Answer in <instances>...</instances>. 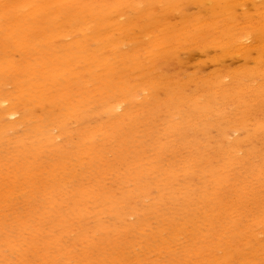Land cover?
I'll return each instance as SVG.
<instances>
[{"label":"rangeland","instance_id":"obj_1","mask_svg":"<svg viewBox=\"0 0 264 264\" xmlns=\"http://www.w3.org/2000/svg\"><path fill=\"white\" fill-rule=\"evenodd\" d=\"M86 1L0 0V264H264V96L261 97L264 75L263 79L261 72L251 75L255 80L251 83L255 89L251 91L250 80L245 76L252 77L243 72L259 65L256 70L264 72V68L261 69L264 52H261L263 55L260 53L264 51V40L259 38L261 44L256 38L262 49L253 42L260 32H252L254 37L245 36L243 49L235 45L227 51L223 46L225 54L217 45V42L221 43L219 28H212L207 33L208 28L198 26L203 21L209 23L206 4L200 8L194 0ZM255 1L257 4L253 5ZM240 4L234 9L237 20L246 19L244 14L251 17H247L251 21L243 20L240 25L253 23L250 25L252 30L259 31L255 27L256 21L264 19L261 15L264 0H241ZM259 5L261 7L256 9ZM200 16L203 21L199 20ZM195 24L206 30H195ZM251 28L246 30L251 32ZM213 29L218 30H215L218 40ZM93 33L98 35L96 38L101 35L102 41L98 38L96 43H90ZM201 33L204 36L199 38L203 42L206 39L203 44H199L201 39H196ZM190 35H195L194 39ZM104 37L107 43L111 41L109 46ZM213 38L217 44L212 42ZM252 47L260 49L255 52L261 57ZM244 48L252 60L245 56ZM248 48L252 49L248 51ZM241 49L244 55L240 53ZM234 52L240 54L235 56ZM91 54L97 58H91ZM125 54L128 56L124 57ZM133 54L139 57L135 58ZM252 56H256L254 60L258 59L255 63L263 61L262 65L252 67ZM103 59L107 65L101 63ZM109 65L115 72L108 68ZM237 68L239 73H244L241 74L244 84L250 87H245L238 79ZM217 73H220L218 78L221 77L223 88L234 83L237 86L224 89H231V92L238 88L234 94L231 92L232 98L228 97L230 92L223 90L220 94L228 93L227 97H216V92H220L217 88L221 90L222 87L216 84ZM236 74L237 79L233 77ZM211 76L217 79L209 78V82L207 79ZM208 85L212 88L204 90ZM238 85L246 88L242 89L243 93ZM133 90L137 92L132 93ZM208 92H214V95L211 97ZM237 92L244 94L243 97ZM119 94L126 95L120 97ZM127 95L130 99H126ZM210 97L215 98L212 103L216 105H210L211 108ZM115 101L122 104L121 110L111 112L110 106L115 105ZM240 103L247 107H239ZM102 106L106 107L102 109ZM127 109L132 112L131 117ZM5 110L17 114L2 118L1 113ZM188 120L192 121L191 125ZM230 120L236 127L242 120L239 126L242 123L245 130L240 129L241 125L236 131ZM230 122L233 125L228 126ZM176 124H180V129ZM206 125L209 128L204 131ZM227 126L233 130H225ZM223 128L224 135L220 132V138L219 131ZM245 135L252 136L251 142L248 138L251 146L253 139L258 140L256 145L261 143L258 148H253L255 154L245 151L251 147ZM183 141L187 144L191 141L193 146L183 144ZM237 143L239 147L243 146L236 151ZM231 147L236 151V156L231 153L235 160H231ZM237 156L242 158L240 165ZM258 161L262 164H257ZM232 212L235 216H231Z\"/></svg>","mask_w":264,"mask_h":264},{"label":"bare ground","instance_id":"obj_2","mask_svg":"<svg viewBox=\"0 0 264 264\" xmlns=\"http://www.w3.org/2000/svg\"><path fill=\"white\" fill-rule=\"evenodd\" d=\"M59 1H60V0H59ZM97 1H98V0H97ZM172 1H173V0H172ZM176 1H178V0H175V2H176ZM240 1H241V0H194L195 4H197V3L199 4V5H198L199 7H200V6H201V7H205V4L207 5L206 8L208 9V11H207L205 8H204V9H205L206 11H205V10H204V11H205L206 14H207V18H208V16L210 17V18H209L210 20L208 21L209 23H206V22H204V21L201 19V16H200L199 20L201 19V20L203 21L202 23H204V24H202V23H201V25H198V23H196V24H197L198 26H205L206 28H208L207 31L210 30V29H212V28H217V29L219 28L218 30H219L220 32H218L217 29H213V30H214V31L217 30V32L221 34V36H219V38H220L219 40L221 41L222 45H221V43L219 44V42L215 41L216 33H217L216 31H215V33H214V31H213V33H214L213 35H215V38H213V41H212V42H215V43L217 42L218 44H217V43H216V44H217L218 46H219V45L221 46V48H220V49H222L221 52H224V50H226V49H227V51H229V50H231L235 45L242 46L241 48L243 49V47H244L243 44H244V42H245L246 37H250V35H251V37H254V36L252 35V34H253L252 32H254V31H255L254 33H258V32H260V33H259V36H258V34H256V35L254 34L256 37H255V41L253 40V42L256 43V47L261 48V46H262L261 44H263L262 42H264V41H262V42L260 41L261 44H259V43H260V42H259V38H260V40H261V39L264 40V31H263V30H264V19H260V21H259V20L256 21V22H257V23H256V24H257V27H255V28H258L257 30H259V29L261 30V29H262V31H260V30H259V31H256L255 29L252 30V28L250 27V25H252L253 23L250 24L249 22H245V21L248 20L247 17H249V16H247L246 14H244V16L246 17L247 20L244 19V17L241 18V17L239 16L241 19L245 20V21H244L245 24H241V25H240V23H241L243 20H242L241 22L237 20L238 17L236 18V16H235V13H236V12H234V11H235L234 9H235V7L241 5V4H240ZM242 1H243V0H242ZM251 1H252V0H251ZM253 1H254V0H253ZM86 2L88 3L89 1L87 0ZM196 2H197V3H196ZM178 3H179V2H178ZM51 4H52V3H51ZM131 4H132V3H131ZM251 4H252V3H251ZM256 4H257L256 1L253 2V5H256ZM53 5H55V3H54ZM59 5H60V4H59ZM95 5H96V4H95ZM49 6H50V5H49ZM79 6H80V5H79ZM242 6H243V5H242ZM201 7H200V8H201ZM240 7H241V6H240ZM253 7H254V6H253ZM260 7H261V6L259 5L256 9H258V8H260ZM35 8H36V7H35ZM83 9H84V8H83ZM242 9H243V8H242ZM242 9H241V11H242ZM254 9H255V8H254ZM59 10H60V9H59ZM62 11H63V10H62ZM81 11H82V10H81ZM246 11H247V10H246ZM65 12H66V11H65ZM131 13H132V12H131ZM201 13H202V12H201ZM18 14H19V13H18ZM206 14H205V16H206ZM248 14H249V13H248ZM83 15H84V14H83ZM137 15H138V14H137ZM141 15H142V14H141ZM149 15H150V14H149ZM203 15H204V14H203ZM249 15H250V14H249ZM261 15H262V18H263V16H264V8L261 10ZM61 16H62V15H61ZM85 16H86V15H85ZM138 16H140V15H138ZM197 16H198V15H197ZM250 16H251V15H250ZM76 17H77V16H76ZM76 17H75V18H76ZM80 17H81V16H80ZM80 17H77V18H80ZM136 17H137V16H136ZM259 17H260V16H259ZM189 18H190V17H189ZM207 18H205V20H206ZM250 18H251V17H249V19H250ZM72 19H73V18H72ZM84 19H85V18H84ZM143 19H145V18H143ZM143 19H142V20H143ZM190 19H191V18H190ZM253 19H254V18H253ZM68 20H69V19H68ZM137 20H138V22H139V19H137ZM147 20H148V19H147ZM149 20H150V19H149ZM197 20H198V19H197ZM199 20H198V21H199ZM53 21H54V20H53ZM151 21H152V19H151ZM151 21H150V22H151ZM192 21H193V20H192ZM248 21H251V20H248ZM41 22H42V21H41ZM68 22H70V21H68ZM74 22H76V21L74 20ZM100 22H101V21H100ZM116 22H117V21H116ZM160 22H161V21H160ZM188 22H189V21H188ZM196 22H197V21H196ZM199 22H200V21H199ZM253 22H254V21H253ZM66 23H67V22H66ZM87 23H88V22H87ZM97 23H98V22H97ZM129 23H130V22H129ZM145 23H147V21H146ZM148 23H149V22H148ZM148 23H147V24H148ZM158 23H159V22H158ZM220 23H221V24H220ZM254 23H255V22H254ZM84 24H85V23H84ZM84 24H82V25H84ZM93 24H94V22H93ZM134 24H135V23H134ZM138 24H139V23H137V25H138ZM161 24H162V22H161ZM196 24L194 25V26H195V30L199 28V27L196 26ZM199 24H200V23H199ZM53 25H54V24H53ZM57 25H58V24H57ZM82 25H79V26H81V27H80L81 29H82V27H83ZM91 25H92V24H91ZM108 25H109V24H108ZM137 25H136V26H137ZM153 25H156V24H153ZM79 26H78V27H79ZM86 26H87V25H86ZM88 26H90V25H88ZM138 26H140V25H138ZM141 26H143V25H141ZM141 26H140V27H141ZM194 26L191 25V27H194ZM218 26H219V27H218ZM246 26H248L249 28H251L252 31H251V30H250L251 32L247 31L246 29H248V27L246 28ZM254 26H255V25H254ZM162 27H163V26H162ZM196 27H197V28H196ZM205 27H204L203 29H202V27H200V28H201L200 31H202V30L205 31V30H206ZM83 28L86 29V27H83ZM129 28H130V27H129ZM138 28H139V27H138ZM138 28H137V29H138ZM159 28H160V27H159ZM200 28H199V29H200ZM253 28H254V27H253ZM72 29H73V28H72ZM74 29H75V28H74ZM95 29H96V28H95ZM178 29H179V28H178ZM90 30H91V29H90ZM120 30H121V29H120ZM120 30H119V31H120ZM170 30H171V29H170ZM170 30H168L167 32H169ZM195 30H194V31H195ZM78 31H79V29H78ZM110 31H112V30H110ZM117 31H118V30H117ZM123 31H125V30H123ZM200 31H199V32H200ZM75 32H76V31H75ZM80 32H82V31L80 30ZM91 32H92V31H91ZM95 32H96V30H95ZM105 32H107V31H105ZM125 32H126V31H125ZM182 32H184V34H186V31H182ZM182 32H181V36L179 35L180 37H182ZM196 32L199 33L198 30H197ZM111 33H113V32H111ZM127 33H128V32H127ZM207 33H209V31H208ZM218 33H217V34H218ZM93 34H94V35H93ZM93 34H92V35H93V39L91 38L92 41H90V43H91V42L94 43L93 41H95V43H96V41H98V38H99L100 41H102L101 39H102L103 37H101L100 34H99L100 37H98V38H96L98 35L95 36L96 33H93ZM105 34L107 35V33H105ZM125 34H126V33H125ZM179 34H180V33H179ZM169 35H170V34H169ZM176 35H177V34H176ZM197 35H198V36H196V39H198V40L201 39V41H202V38H199V36H200V37H201V36L203 37V36H204V33H201V35H200V34H197ZM206 35H207V34H205V36H206ZM209 35H210V34H209ZM85 36H86V35H85ZM104 36H105V35H104ZM122 36H123V35H122ZM159 36H160V35H159ZM190 36H191V35H190ZM190 36H189V38H191V37H192V38L195 37V35H193V36H191V37H190ZM245 36H246V37H245ZM83 37H84V36H83ZM94 37H95V38H94ZM105 37H106V36H105ZM105 37H104V38H105ZM168 37H169V36H168ZM177 37H178V36H177ZM217 37H218V36H217ZM87 38H88V37H87ZM89 38H90V37H89ZM161 38L166 39L165 37H162V36H161ZM183 38H184V37H183ZM186 38L188 39L187 35H186ZM207 38H208V37H207ZM256 38H257V41H258L259 43H257ZM172 39H173V38H172ZM172 39H171V40H172ZM178 39H179V41H180L181 38H178ZM193 39H194V38H193ZM221 39H222V40H221ZM250 39H251V38H250ZM253 39H254V38H253ZM103 40H104V39H103ZM105 40H106L105 43H107L108 40H107L106 38H105ZM159 40H160V38H159ZM169 40H170V37H169ZM205 40H206V39H204V42H206ZM216 40H218V38H216ZM160 41H161V40H160ZM164 41H165V40H164ZM118 42H120V40H118ZM154 42H155V41H154ZM173 42H174V41H173ZM176 42H177V41H176ZM189 42H190V41H189ZM194 42H195V41H194ZM196 42H197V40H196ZM196 42H195V44H196ZM204 42H203V41H202V42L199 41V44H200V43L203 44ZM251 42H252V41H251ZM109 43H111L110 40H109ZM109 43H107L108 46H109ZM162 43H163V42H162ZM184 43H185V41H184ZM191 43H192V42H191ZM215 43H213V44H215ZM245 43H246V42H245ZM249 43H250V42H249ZM254 43H251V44H254ZM71 44H73V43L71 42ZM103 44H104V43H103ZM113 44H114V46L116 47L118 43L115 42V43H113ZM181 44H182V43H181ZM185 44L187 45V42H186ZM257 44H258V45H261V46H258ZM73 45H74V44H73ZM83 45H84V43H83ZM93 45H94V44H93ZM104 45H105V44H104ZM104 45L102 46L103 48H105ZM120 45H121V43H120ZM161 45H162V44H161ZM182 45H183V44H182ZM182 45H181V46H182ZM217 45H216V46H217ZM263 45H264V44H263ZM55 46H56V45H55ZM69 46H71V45H69ZM84 46L86 47V45H84ZM99 46H100V45H99ZM108 46H107V47H108ZM164 46H165V45H164ZM223 46H224L226 49L222 48ZM253 46H255V45H253ZM79 47H80V46H79ZM85 47H84V48H85ZM102 47H101V48H102ZM117 47H118V46H117ZM117 47H116V48H117ZM146 47H147V46H146ZM245 47H248V46H245ZM256 47H252V48H255V49H256V50L253 49L254 52H255V51H258V49H259V48H256ZM119 48H120V47H119ZM159 48H160V47H159ZM172 48H173V47H172ZM218 48H219V47H218ZM234 48H235V47H234ZM237 48L239 49L240 47H237ZM237 48H236V49H237ZM252 48H251V49H252ZM263 48H264V47H263ZM88 49H89V48H88ZM91 49H92V48H91ZM105 49H106V48H105ZM107 49L112 50V49H110L109 47H108ZM236 49H235V51H237ZM242 49H241L240 53H241V54L243 53V55H244V51H245V54H246V53H247V48H244V51H243ZM251 49L248 48V51L251 50ZM261 49H262V48H261ZM78 50H80V49H78ZM82 50H83V49H82ZM118 50H119V49L117 48V53H118ZM233 51H234V50H233ZM242 51H243V52H242ZM259 51H260V49H259ZM259 51H258V52H259ZM237 52H238V51H237ZM252 52H253V51H252ZM258 52H255V54L258 53ZM261 52H264V51H260V53H261ZM90 53H91V52H90ZM92 53L95 54L93 51H92ZM115 53H116V52H115ZM135 53H136V52H135ZM224 53H225V52H224ZM224 53H222V54L224 55ZM234 53H235V52H234ZM240 53H239V54H240ZM249 53H250V52H249ZM260 53H258V54H260ZM88 54H89V53H88ZM97 54H98V52H97ZM113 54H114V53H113ZM137 54H138V53H137ZM222 54H221V57L223 56ZM225 54H226V53H225ZM228 54H229V53H228ZM230 54H231V53H230ZM237 54H238V53H237ZM237 54L235 53V56H236ZM239 54H238V55H239ZM261 54H262V53H261ZM261 54H260V57H261ZM77 55H79V54L77 53ZM89 55H90V54H89ZM89 55H88V57H89ZM118 55H119V54H118ZM121 55H122V54H121ZM125 55H126V54H125ZM133 55L135 56V58H136V57H137V58L139 57V55H137V56H136L135 54H133ZM133 55H132V57H131V56H130V57L133 58ZM243 55H242V56H243ZM253 55H254V54H253ZM262 55H263V54H262ZM96 56H97V55H96ZM127 56H128V55H126V56H124V57H127ZM245 56L250 57V54H249V55L246 54ZM258 56H259V55H258ZM258 56H257V57H258ZM78 57H79V56H78ZM99 57H100V56H99ZM104 57H105V56H104ZM120 57L123 58V56H120ZM252 57H253V56H252ZM254 57H255V58H254ZM254 57H253V65H252V67L254 66V64H255V65H257V64L259 65V63L261 64V62H263V61H261V59H260L261 62L258 61L257 63H255V61H257L258 59H257V60H254V59H256V56H254ZM91 58H94V57L92 56V54H91ZM91 58H90V59H91ZM96 58H97V57H95L94 59H96ZM122 58H120V59H122ZM236 58H237V57H236ZM245 58H246V57H245ZM81 59H82V58H81ZM126 59H128V58H126ZM126 59H125V60H126ZM141 59H142V58H141ZM143 59H144V58H143ZM249 59L252 60L251 57H250ZM262 59H263V58H262ZM123 60H124V59H123ZM123 60H122V61H123ZM130 60H132V59H129V61H130ZM144 60H145V59H144ZM218 60H219V58H218ZM220 60H221V59H220ZM243 60H244V59H243ZM246 60H248V59H246ZM246 60H245V61H246ZM97 61H98V60H97ZM104 61H105V62H104ZM245 61H244V62H245ZM132 62H134V60H133ZM135 62H136V61H135ZM137 62H138V60H137ZM141 62H142V61H141ZM219 62H220V61H219ZM251 62H252V61H251ZM101 63L104 64V65H107V64H105V63H106V60H104V59L102 60ZM110 63H111V62H110ZM245 63H246V65H247V62H245ZM102 64H100V65H102ZM139 64H140V63H139ZM248 64H249V62H248ZM104 65H103V66H104ZM250 65H251V64H250ZM250 65H249V66H250ZM261 65H262V64H261ZM103 66H101V68H103ZM139 66H141V65H139ZM259 66H260V65H259ZM259 66H257V67H259ZM106 67H107V66H106ZM106 67H105V68H106ZM123 67H124V66H123ZM127 67H128V65H127ZM129 67H130L129 69H132V66H131V65H129ZM244 67H247V66H244ZM257 67H254L255 70H254V69H253V70H252V69H251V70H250V69L247 70V69H244V68H243V69H244L243 72L246 73V75H248V76L250 75V78L252 77V76H251L252 74H253V75H254L255 73H258V74H259V72H261V73H260V75L262 74V75H261V79H263V78H264V77H263V75H264L263 73H264V72H263V71L256 70ZM108 68H110L111 71L114 70L113 72H115V69H113V67H110V65L108 66ZM263 68H264V67H262L261 69H263ZM91 69H92V68H91ZM112 69H113V70H112ZM126 69H127V68H126ZM241 69H242V68H241ZM257 69H258V68H257ZM110 70H109V71H110ZM230 70L232 71V69H230ZM28 71H29V70H28ZM69 71H70V70H69ZM111 71H110V72H111ZM235 71L238 72V74H240V75H241V74L244 75V73H243L242 71H240L241 73H239L238 68H237V70H235ZM106 72L109 73L108 71H106ZM120 72H122V71H120ZM226 72L229 73L230 71L227 70ZM262 72H263V73H262ZM76 73H77V72H76ZM116 73H117V72H116ZM122 73H123V72H122ZM227 73H224V74H227ZM112 74H114V73H112ZM112 74H111V75H112ZM218 74H220V73H217V75H218ZM229 74L232 75L231 72H230ZM233 74H235V73L233 72ZM89 75H90V74H89ZM212 75H213V74H212ZM215 75H216V74H214V76H215ZM217 75H216V76H217ZM227 75H228V74H227ZM240 75H239L238 79L240 78V79H241V82L244 84L243 81H245V80L242 79L244 76L241 75V77H240ZM220 76H222V75H220ZM228 76H229V75H228ZM105 77H106V76H105ZM218 77H219V75L217 76V78H218ZM231 77H232V76H230L229 78H230V80L232 81V83H234V80H232V79H234V78L231 79ZM233 77H235V78L237 79V74H236L235 76L233 75ZM245 77L247 78V79L245 78L246 80H250L249 83H248V85H249V84L251 85V87H250V86H248V85L246 86V85L244 84L245 87H250V90H251V89H255V88L252 87L253 84H251V83H253V81L255 82V80H253L254 77L251 78L252 81H251V79H248L247 76H245ZM256 77H258V76L256 75L255 78H256ZM262 77H263V78H262ZM25 78H26V77H25ZM42 78H43V77H42ZM106 78H107V77H106ZM108 78H109V77H108ZM108 78H107V79H108ZM204 78H205V77H204ZM204 78H200V79H204ZM209 78L211 79L212 76H211V77H208V79H207V78H206V79L209 80ZM213 78H214V77H213ZM213 78H212V79H213ZM215 78H216V77H215ZM215 78L213 79L214 81H215ZM217 78H216V79H217ZM226 78H227V77H226ZM107 79H106V80H107ZM222 79H223V78H222ZM258 79H259V77H258ZM261 79H260V80H261ZM142 80H143V79H142ZM207 80H206V81H207ZM217 80H218V83H217V81H216V84H219V85L222 86L223 83H222L221 77L218 78ZM120 81H121V80H120ZM130 81H131V80H130ZM134 81H135V80H134ZM194 81H195V80H194ZM202 81H203V80H202ZM206 81H205V82H206ZM235 81H237V82L239 83L238 80H235ZM256 81H257V80H256ZM191 82H192V81H191ZM200 82H201V81H200ZM205 82H203V83H205ZM207 82H208V81H207ZM207 82H206V85H207ZM209 82H210V80H209ZM237 82H236V84H237ZM263 82H264V80H263ZM263 82H261V83H263ZM230 83H231V82H230ZM242 83H239V84L241 85ZM62 84H64V83H62ZM138 84H139V83H138ZM200 84H201V83H200ZM208 84H209V83H208ZM234 84H235V83H234ZM234 84H232V85H234ZM246 84H247V82H246ZM148 85H149V84H148ZM203 85H204V84H203ZM209 85H210V84H209ZM209 85L206 86V88H204V90H207V89H208L207 87L212 88V86H209ZM211 85H212V83H211ZM219 85H217V87H218ZM226 85H227V84H226ZM232 85L229 86V87L231 88ZM244 85H242V88H241V86L238 85V86L240 87L239 90L241 89L240 91H242L241 93H243V90H242V89L245 88V87H243ZM118 86H119V85H118ZM143 86L145 87V85H143ZM174 86H175V84H174ZM182 86H183V85H182ZM200 86H201V85H200ZM224 86H225V85H224ZM234 86H235V85H234ZM126 87H127V86H126ZM139 87H140V86H139ZM203 87H204V86H203ZM225 87L229 88L228 86H225ZM225 87L223 88V86H222V87H221V90L219 89V87L217 88V90H219L220 92H219V93H217L218 91L216 92V94H217V95L215 94L216 97L218 96V97L220 98V96H221V98H222V95L227 97V94L230 92L231 89L228 90V89L226 88L227 90L224 91ZM235 87H237V86H235ZM235 87H233V88H235ZM255 87H256V86H255ZM260 87H261V86H260ZM137 88H138V87H137ZM137 88H136V89H137ZM176 88H177V87H176ZM199 88H202V87H199ZM199 88H198V90H199ZM233 88H232V89H233ZM262 88H263V87H262ZM133 89H134V88H133ZM214 89H215V88H214ZM235 89H238V88H235ZM235 89H233L231 92L236 91ZM245 89H246V88H245ZM247 89H248V88H247ZM222 90H223V92H225V93L228 91V93L225 94V95H224V93L220 94V93L222 92ZM239 90H237V91H239ZM262 90L264 91V89H262ZM128 91H129V90H128ZM130 91H131V90H130ZM130 91H129V93L131 94ZM133 91H134V90H133ZM133 91H132V93L137 92V90L134 91V92H133ZM207 91H209V90H207ZM213 91H214V90H213ZM251 91H252V90H251ZM251 91H245V92H248V93H249V92H251ZM47 92H48V91H47ZM113 92H114V91H113ZM199 92H200V90H199ZM210 92H212L211 89H210ZM231 92L228 94V95H229L228 97H230L232 94L235 93V92H233V93L231 94ZM253 92H254V91H253ZM257 92H258V91H257ZM122 93H124L123 90H122ZM129 93H127V94H129ZM208 93H209V92H208ZM241 93H240V94H241ZM251 93H252V92H251ZM251 93H250V94H251ZM202 94H205V93H202ZM209 94H210V93H209ZM230 94H231V95H230ZM240 94L237 92V95H238V96H239ZM258 94H259V93H258ZM260 94H261V93H260ZM260 94H259V95H260ZM50 95H51V94H50ZM107 95H108V94H107ZM111 95H112V94H111ZM111 95L109 94V96H111ZM113 95H114V93H113ZM119 95H120V94H119ZM125 95H126V94H125ZM125 95L122 94V95H120V97L125 96ZM207 95H208V94H207ZM213 95H214V92H213V94H210L209 96L212 97ZM241 95H242V94H241ZM243 95H244V94H243ZM243 95H242V97H243ZM255 95H256V94H255ZM59 96H60V95H59ZM209 96H207V98H206L207 100L209 99V98H208ZM234 96L236 97V95H234ZM246 96H247V95H246ZM248 96H249V95H248ZM263 96H264V92H262V96H261V97H263ZM114 97H115V96H114ZM114 97H113V98H114ZM128 97H129V96L127 95L126 99H130V98H128ZM131 97H134V96H131ZM211 97H210V98H211ZM226 97H224V98L226 99ZM242 97H241V98H242ZM256 97H258V96H256ZM55 98H56V96H55ZM110 98H111V97H110ZM182 98H183V97H182ZM230 98H232V97H230ZM248 98H249V97H248ZM263 98H264V97H263ZM114 99H115V98H114ZM118 99H119V98H118ZM118 99H117V97H116L115 100L118 101ZM199 99H200V98H199ZM214 99H215V98H211V99L209 100V101H210L209 103H211V104H209V103L207 102V103L209 104V108H211L212 105H213V106H216V105H214V103H212V100H213V102H214ZM225 99H224V100H225ZM234 99H236V98H234ZM105 100H107V99H105ZM119 100H120V99H119ZM122 100H124V99L122 98ZM135 100H136V99H135ZM141 100H142V99H141ZM200 100H201V99H200ZM216 100H217V99H216ZM227 100H230V99H227ZM227 100H226V101H227ZM241 100H242V99H241ZM247 100H248V99H247ZM247 100H246V101H247ZM110 101H111V100H110ZM125 101H126V100H125ZM125 101H123V102H125ZM202 101H203V100H202ZM204 101H206V100H204ZM204 101H203V102H204ZM239 101H240V100H239ZM242 101H243V100H242ZM107 102H108V100H107ZM120 102H122V101L120 100ZM128 102H129V101H128ZM138 102H139V101H137L136 103H138ZM196 102H197V101H196ZM215 102H216V101H215ZM234 102H235V101H234ZM3 103H5V102H3ZM97 103H98V102H97ZM237 103H238V101H237ZM1 104H2V103H1ZM105 104H107V103H105ZM182 104H183V103H182ZM182 104H181V105H182ZM198 104H199V103H197V105H198ZM205 104H206V102H205ZM2 105H3V104H2ZM103 105H104V104H103ZM111 105H112V104H111ZM132 105H134V104H132ZM206 105H207V104H206ZM210 105H211V106H210ZM238 105H239V107H240V105H242V104L240 103V104H238ZM244 105L246 106V104H243L242 106H244ZM248 105H249V104H248ZM59 106H60V105H59ZM96 106H97V105H96ZM107 106H108V105H107ZM121 106H122L121 103H119V102L116 103V101H115V105H113L112 107L110 106V108H111V112H113V111H115V110H119V109L121 108ZM169 106H170V105H169ZM191 106H192V105H191ZM207 106H208V105H207ZM102 107H103L102 109H104L106 106H102ZM123 107H124V106H123ZM123 107H122V108H123ZM246 107H247V106H246ZM254 107H256V104H255ZM254 107H253V108H254ZM8 108H9V107H8ZM99 108H100V107H99ZM107 108H109V107H107ZM130 108H131V107H130ZM137 108H138V107H137ZM168 108H171V107H168ZM97 109H98V108H97ZM125 109H126V106H125ZM176 109H177V108H176ZM187 109H189V108H187ZM206 109H208V108H206ZM213 109H214V108H213ZM16 110H17V109H16ZM100 110H101V109H100ZM100 110H99V111H100ZM105 110H106V109H105ZM120 110H121V109H120ZM166 110H167V109H166ZM189 110H190V109H189ZM203 110H204V109H203ZM122 111H124V109H123ZM126 111H128V109H127ZM131 111H133V110L131 109ZM167 111H169V109H168ZM216 111H217V110H216ZM96 112H97V111H96ZM128 112H129V111H128ZM128 112H127V113H128ZM169 112H170V111H169ZM122 113H123V112H122ZM131 113H132V112H131ZM131 113L129 112L128 115H129V116L132 115ZM204 113H205V112H204ZM217 113L220 114V115H222L221 112H220V113L217 112ZM1 114H2L1 117L6 119V118H12V117H15L17 113L14 112V111H8V110H5V111L2 112ZM123 114H125V113H123ZM187 114H189V113H187ZM191 114H192V113H191ZM193 114H194V113H193ZM195 114H196V113H195ZM197 114H198V113H197ZM197 114H196V115H197ZM214 114H215V113H214ZM218 114H217V115H218ZM227 114H228V113H227ZM254 114H255V113H254ZM121 115H122V114H121ZM121 115H120V117H122L121 119H123V116H121ZM125 115H127V114H125ZM128 115H127L126 117H129ZM137 115H138V114H137ZM203 115H204V114H203ZM220 115H218V116H220ZM3 116H4V117H3ZM198 116H199V115H198ZM230 116H231V115H230ZM246 116H247V115H246ZM254 116H255V115H254ZM258 116H259V115H258ZM120 117H119V119H120ZM124 117H125V116H124ZM130 117H131V116H130ZM135 117H136V115H135ZM196 117H197V116H196ZM196 117H195V118H196ZM259 117H262V116H259ZM189 118H190V116H189ZM223 118H225V117H223ZM226 118H228V117H226ZM28 119H29V118H28ZM28 119H27V120H28ZM119 119H118V121H119ZM121 119H120V120H121ZM129 119H130V118H129ZM192 119H193V118H192ZM214 119H215V118H214ZM246 119H247V118H246ZM257 119H258V118H257ZM116 120H117V119H116ZM116 120H115V121H116ZM186 120H187V119H186ZM197 120H198V119H197ZM228 120H229V119H228ZM255 120H256V119H255ZM123 121H124V120H123ZM130 121H131V120H130ZM133 121H134V120H133ZM133 121H132V122H133ZM188 121H189V120H188ZM190 121H191V120H190ZM190 121H189L188 123L191 125L192 121H191V123H190ZM194 121H195V120H194ZM200 121H201V120H200ZM230 121H231V120H230ZM240 121H242V120H240ZM240 121H239V124H240ZM245 121H246V120H245ZM248 121H249V120H248ZM250 121H251V120H250ZM120 122H121V121H120ZM125 122H126V121H125ZM223 122H225V121H223ZM231 122H234V121H231ZM231 122H230V123H231ZM243 122H244V121H243ZM127 123L129 124V122H127ZM130 123H131V122H130ZM195 123H196V122H195ZM202 123H203V122H202ZM230 123H228V126L233 125L232 123H231V124H230ZM250 123H251V122H250ZM109 124H110V123H109ZM113 124H114V123H113ZM120 124H121V123H120ZM123 124H124V123H123ZM189 124L187 125L188 127H189ZM197 124H198V123H197ZM200 124H201V123H200ZM225 124H226V123H225ZM239 124H237L238 127H236V123L234 122V128L236 127V129H237L236 131H238L239 128H240V126L242 125V123H241L240 126H239ZM53 125H54V124H53ZM126 125H127V124H126ZM179 125H180V124H178V125L176 124L177 127H178ZM220 125H221V124H220ZM110 126H113V125L110 124ZM123 126H124V125H123ZM127 126H131V124H130V125H127ZM218 126H219V124H218ZM228 126L226 127L225 130H227V129H228V130H231V129H232V127H230L231 129H229ZM242 126H243V125H242ZM242 126H241V128H240L241 130L244 129V126H245V125H244L243 127H242ZM52 127H53V126H52ZM55 127H56V126H55ZM55 127H54V128H55ZM118 127H119V126H118ZM118 127H117V128H118ZM195 127H197V126L195 125ZM111 128H112V127H111ZM133 128H134V127H133ZM169 128H170V127H169ZM197 128H199V127H197ZM201 128H202V127H201ZM203 128H205V129H204V131H205L206 128H209V126L207 127V125H206V127L204 126ZM203 128H202V129H203ZM224 128H225V127H224ZM224 128H223V130L219 131V133L221 132V133L223 134V132H224ZM178 129H180V126L178 127ZM218 129H219V128H218ZM221 129H222V128H221ZM106 130H108V129H106ZM195 130H196V129H195ZM198 130H200V129H198ZM208 130H209V129H208ZM232 130H233V129H232ZM244 130H245V129H244ZM128 131H129V130H128ZM204 131H202V132H204ZM222 131H223V132H222ZM234 132H235V131H234ZM51 133H52V130H51ZM107 133H108V132H107ZM221 133H220V135H219L220 138H222V136H221L222 134H221ZM112 134H113V132H112ZM245 134H246V133H245ZM28 135H29V134H28ZM223 135H224V134H223ZM128 136H129V135H128ZM132 136H133V135H132ZM248 136H249V137H247V135H245V138L247 137V140H246V141H248V138H249V139L252 138V136H251V137H250V135H248ZM45 137H46V136H45ZM111 137H112V136H111ZM113 137H114V136H113ZM133 137H134V136H133ZM141 138H142V137H141ZM141 138H140V140H141ZM220 138L217 140V142L220 141ZM245 138H244V141H245ZM128 139H129V138H128ZM143 139H144V138H143ZM191 139H192V138H191ZM225 139H226V138H225ZM225 139H224V140H225ZM138 140H139V138H138ZM181 140H182V139H181ZM184 140H185V138H184ZM187 140L189 141V139H187ZM241 140H242V139H241ZM253 140H254V143H253V141H252V143H253V145H255V146H253V145L251 146V145H250L251 139H250V142H249V141L247 142V144L251 146V147H250L251 149L249 148V146H248L245 142L242 143L243 140H242L241 142L238 141V143H240V144H246L245 146H248V148H246V147H245V148H246L247 150L250 149V151H247V150H245V151H246L247 153L252 152V154H253V153H254L253 150L256 149L255 147H257L259 144H261V143H259V144L256 145L255 141L258 142V140H255V139H253ZM144 141H145V139H144ZM151 141H152V140H151ZM153 141H154V140H153ZM191 141H192V140H191ZM191 141H190V142H191ZM259 141H260V140H259ZM184 142H185V143H184ZM190 142H189V143H190ZM222 142H223V141H222ZM236 142H237V141H236ZM134 143H135V142H134ZM141 143H142V142H141ZM155 143H156V142H155ZM189 143L187 144L186 141H183V144H186V145L189 146L190 144L192 145V144L194 143V138H193V143H190V144H189ZM223 143H224V142H223ZM238 143H237V146H238V147H235V148H237V149H235L236 151L238 150V148H241V147L243 146V145H241V146L239 147ZM252 143H251V144H252ZM263 143H264V141H263ZM137 144H138V143H137ZM139 144H140V143H139ZM147 144H149V143H147ZM150 144L153 145V143H150ZM233 144H236V143L234 142ZM191 145H190V147H191ZM195 145H196V144H195ZM217 145L219 146V144H217ZM217 145H216V146H217ZM146 146H147V145H146ZM154 146H155V145H154ZM154 146H152V147H154ZM192 146H193V145H192ZM196 146H197V145H196ZM222 146H223V145H222ZM227 146H228V144H227ZM227 146H225V147H227ZM230 146H231V145H230ZM235 146H236V145H235ZM263 146H264V145H263ZM148 147H149V146H148ZM184 147H186V146L184 145ZM219 147H220V146H219ZM260 147H261V145H260ZM126 148H127V147H126ZM132 148H134V147H132ZM136 148H137V146H136ZM144 148H145V147H144ZM227 148H228V147H227ZM231 148H232V147H231ZM231 148H229V150H231V152H230L229 150H225L226 148H221V149H224V151H229L230 154L232 153V154L235 155V154H236V151L233 149L234 147H233L232 149H231ZM243 148H244V147H243ZM243 148H242V149H243ZM245 148H244V149H245ZM253 148H255V149H253ZM257 148H258V147H257ZM142 149H143V148H142ZM189 149H190V148H189ZM192 149H193V148H192ZM196 149H197V148H196ZM262 149H264V148H262ZM95 150H96V149H95ZM132 150H133V149H132ZM138 150H139V149H138ZM190 150H191V149H190ZM213 150H214V149H213ZM239 150H240V149H239ZM251 150H252V151H251ZM90 151H91V150H90ZM129 151H130V150H129ZM191 151H192V150H191ZM199 151H202V150H199ZM206 151H207V150H206ZM224 151L221 150V154H222V155L224 154V153H222V152H224ZM234 151H235V153H234ZM255 151H256V150H255ZM219 152H220V151H219ZM191 153H192V152H191ZM255 153H256V152H255ZM255 153H254V154H255ZM192 154H193V153H192ZM226 154H228V156H230L229 153H226ZM232 154H231V156H232V157H231V160L233 159V155H232ZM237 154H238V153H237ZM243 154H244V152H243ZM249 154H251V153H249ZM142 155H143V154H142ZM168 155H169V154H168ZM203 155H204V154H203ZM217 155H219V154H217ZM258 155H259V154H258ZM146 156H147V155H146ZM158 156H159V155H158ZM226 156H227V155H226ZM235 156H236V155H235ZM242 156H243V155H242ZM246 156H247V155H246ZM252 156H253V155H252ZM254 156H255V155H254ZM254 156H253V157H254ZM260 156H261V154H260ZM142 157H143V156H142ZM152 157H153V156H152ZM198 157H199V156H198ZM200 157H201V155H200ZM206 157H208V156H206ZM224 157H225V155H223V158H224ZM237 157H238V156H237ZM249 157H250V156H248V158H249ZM256 157H257V156H256ZM195 158H196V156H195ZM203 158H204V157H203ZM203 158H202V159H203ZM248 158H247V160H249ZM259 158H260V157H259ZM259 158H257V159H259ZM263 158H264V157H263ZM138 159H139V158H138ZM157 159H158V158H157ZM160 159H161V158H160ZM193 159H194V158H193ZM200 159H201V158H200ZM204 159H205V158H204ZM210 159H211V158H210ZM228 159H229V158H228ZM228 159H226V160H228ZM238 159H239V162H238V164H239V163H240V159H242V158H239V157H238ZM254 159H255V158H254ZM257 159H256V160H257ZM145 160H146V159H145ZM154 160H156V159H154ZM195 160H196V159H195ZM224 160H225V159H224ZM229 160H230V159H229ZM233 160H235V159H233ZM250 160H251V159H250ZM262 160H263V159H262ZM262 160H259V161H262ZM149 161H152V160H149ZM180 161H181V160H180ZM185 161H186V160H185ZM204 161H205V160H204ZM212 161H213V159H212ZM241 161H243V160H241ZM259 161L257 162V164L259 163ZM208 162H209V161H208ZM213 162H214V161H213ZM224 162H225V161H224ZM227 162H228V161H227ZM227 162H226V163H227ZM231 162H233V161H231ZM244 162H245V161H244ZM244 162H243V163H244ZM262 162H263V161H262ZM262 162H260V163L262 164ZM149 163H150V162H149ZM170 163H171V162H170ZM179 163H180V162H178V164H179ZM260 163H259V164H260ZM82 164H83V163H82ZM139 164H140V163H139ZM142 164H143V163H142ZM147 164H148V163H147ZM184 164H186V163H184ZM194 164H195V163H194ZM234 164H235V163H234ZM140 165H141V164H140ZM143 165H144V164H143ZM211 165H212V164H211ZM220 165H221V164H220ZM227 165H228V164H227ZM230 165H231V163H230ZM235 165H236V164H235ZM239 165H240V164H239ZM263 165H264V164H263ZM263 165L260 166V167H263ZM218 166H219V165H218ZM224 166H225V165H224ZM245 166H246V165H245ZM245 166H244V167H245ZM250 166H251V165H250ZM254 166H255V165H254ZM193 167H194V166H193ZM219 167H220V166H219ZM225 167H226V166H225ZM237 167H240V166L237 165ZM258 167H259V166H258ZM141 168H142V167H141ZM151 168H152V167H151ZM151 168H150V169H151ZM221 168H222V166H221ZM246 168H247V167H246ZM139 169H140V168H139ZM154 169H155V168H154ZM186 169H187V168H186ZM209 169H210V168H209ZM215 169H216V167H215ZM241 169L243 170V168H241ZM251 169H252V168H251ZM251 169H250V171H252ZM253 169H254V168H253ZM256 169H259V168H256ZM262 169H263V168H262ZM155 170H156V169H155ZM155 170H154V171H155ZM160 170H161V169H160ZM174 170H175V169H174ZM176 170H177V168H176ZM195 170H196V169H195ZM195 170H194V171H195ZM210 170H211V169H210ZM221 170H222V169H221ZM224 170L227 171L228 168H227V169H224ZM229 170H230V167H229ZM236 170H237V169H236ZM244 170H245V169H244ZM244 170H243V171H244ZM259 170H260V169H259ZM184 171H185V170H184ZM192 171H193V170H192ZM219 171H220V169H219ZM219 171H218V172H219ZM222 171H223V170H222ZM238 171H239V170H238ZM238 171H237V172H238ZM246 171H247V170H246ZM246 171H245V172H246ZM140 172H141V171H140ZM148 172H150V171H148ZM164 172H165V171H164ZM164 172H163V173H164ZM216 172H217V171H216ZM241 172H242V171H241ZM241 172H239V173H241ZM247 172H248V171H247ZM252 172H253V171H252ZM263 172H264V171H263ZM163 173H162V174H163ZM168 173H169V172H168ZM182 173H183V172H182ZM187 173H188V172H187ZM193 173H194V172H193ZM219 173H220V172H219ZM227 173H228V172H227ZM231 173H232V172H231ZM141 174H142V173H141ZM141 174H140V175H141ZM147 174H148V173H147ZM169 174H170V173H169ZM175 174H176V173H175ZM185 174H186V173H185ZM248 174H249V173H248ZM256 174H258V173H256ZM256 174H255V175H256ZM159 175H160V174H159ZM239 175H241V174H239ZM250 175H251V174H249L248 176H250ZM253 175H254V174H253ZM253 175H252V176H253ZM261 175H262V174H261ZM145 176H146V175H145ZM155 176H156V175H155ZM168 176H169V175H168ZM174 176H175V175H174ZM183 176H184V175H183ZM216 176H217V174H216ZM243 176H245V175H243ZM257 176H258V175H257ZM163 177H164V176H163ZM219 177H220V176H219ZM219 177H218V178H219ZM228 177H229V176H228ZM255 177H256V176H255ZM158 178H160V177H158ZM167 179H168V178H167ZM172 179H173V178H172ZM232 179H233V178H232ZM242 179H243V178H242ZM245 179H246V178H245ZM255 179H256V178H255ZM177 180H178V179H177ZM224 180H225V179H224ZM233 180H234V179H233ZM154 181H155V180H154ZM254 181H255V180H254ZM188 182H189V181H188ZM223 182H224V181H223ZM225 182H226V181H225ZM228 182H229V181H228ZM204 183H205V182H204ZM233 183H234V182H233ZM233 183H232V184H233ZM157 184H158V183H157ZM228 184H229V183H228ZM243 184H244V183H243ZM172 185H173V184H172ZM206 185H207V184H206ZM225 186H226V185H225ZM235 186H236V185H235ZM221 187H222V186H221ZM199 188H200V187H199ZM237 188H239V186H238ZM233 189H234V188H233ZM245 189H246V188H245ZM234 191H235V190H234ZM239 191H240V190H239ZM242 191H243V190H242ZM244 191H246V190H244ZM150 192H151V191H150ZM190 192H191V191H190ZM161 193H162V192H161ZM172 193H173V192H172ZM243 193H245V192H243ZM238 194H239V193H238ZM246 194H247V193H246ZM86 195H87V194H86ZM90 195H91V194H90ZM159 195H160V194H159ZM161 195H162V194H161ZM235 195H236V194H235ZM242 195H243V194H242ZM248 195H249V194H248ZM259 195H260V194H259ZM227 196H228V195H227ZM229 196H230V195H229ZM164 197H165V196H164ZM236 197H237V196H236ZM253 197H254V194H253ZM258 197H259V196H258ZM258 197H257V198H258ZM87 198H88V197H87ZM127 198H128V197H127ZM161 198H162V197H161ZM161 198H160V199H161ZM189 198H190V197H189ZM250 198H251V197H250ZM255 198H256V197H255ZM109 199H110V198H109ZM147 199H148V198H147ZM198 199H199V198H198ZM237 199H238V198H237ZM242 199H243V198H242ZM242 199H241V203H242ZM248 199H249V198H248ZM258 199H259V198H258ZM89 200H90V199H89ZM113 200H114V198H113ZM127 200H128V199H127ZM222 201H223V200H222ZM222 201L220 200V202H222ZM224 201H225V200H224ZM229 201H230V200H229ZM233 201H234V200H233ZM110 202H111V201H110ZM225 202H226V201H225ZM230 202H231V201H230ZM230 202H229V203H230ZM235 202H236V201H235ZM235 202H234V203H235ZM129 203H130V202H129ZM257 203H258V201L256 202V204H257ZM261 203H262V202H260V205H261ZM113 204H114V203H113ZM221 204H222V203H221ZM223 204H225V203H223ZM242 204H244V203H242ZM247 204H248V203H247ZM251 204H252V203H251ZM218 205H220V204H218ZM218 205H217V206H218ZM228 205H229V204H228ZM231 205H232V204H231ZM236 205H237V204H236ZM239 205H240V204H239ZM254 205H255V204H254ZM258 205H259V203H258ZM85 206H86V205H85ZM89 206H90V205H89ZM128 206H129V205H128ZM224 206H225V205H224ZM224 206H223V207H224ZM229 206H230V205H229ZM232 206H233V205H232ZM247 206H248V205H247ZM249 206H250V205H249ZM249 206H248V208H249ZM256 206H257V205H256ZM263 206H264V205H263ZM111 207H112V206H111ZM234 207H237V206L234 205ZM238 207H239V206H238ZM238 207H237V208H238ZM252 207H254V206L252 205ZM257 207H258V206H257ZM257 207H256V208H257ZM260 207H261V206H260ZM260 207H259V208H260ZM133 208H134V207H133ZM224 208H225V207H224ZM227 208H228V207H227ZM230 208H231V207H230ZM237 208H235V210H236ZM243 208H244V207H243ZM256 208H255V209H256ZM259 208H258V209H259ZM78 209H79V208H78ZM109 209H110V208H109ZM203 209H204V208H203ZM228 209H229V208H228ZM233 209H234V208H233ZM233 209H232V210H233ZM250 209H251V207H250ZM263 209H264V208H263ZM37 210H38V209H37ZM212 210H213V209H212ZM212 210H211V211H212ZM217 210H218V209H217ZM229 210H230V209H229ZM232 210H231V211H232ZM239 210H240V209H238V211H239ZM241 210H242V209H241ZM259 210H261V209H259ZM85 211H86V210H85ZM88 211H89V209H88ZM88 211H87V212H88ZM201 211H202V210H201ZM238 211H237V212H238ZM247 211H249V209H248ZM263 211H264V210H263ZM121 212H122V211H121ZM209 212H210V210H209ZM218 212H219V210H218ZM229 212H230V211H229ZM234 212H235V211H234ZM214 213H215V215H216V211H215ZM263 213H264V212H263ZM263 213H261V214H263ZM86 214H87V213H86ZM228 214H229V213H228ZM238 214L240 215L241 213L238 212ZM243 214H244V213H243ZM259 214H260V213H259ZM23 215H24V214H23ZM200 215H201V214H200ZM232 215H233V212L231 213V216H232ZM239 215H238V216H239ZM75 216H76V215H75ZM118 216H119V215H118ZM192 216H193V215H192ZM194 216H195V215H194ZM206 216H207V215H206ZM212 216H213V214H212ZM217 216H218V215H217ZM220 216H221V215H220ZM220 216H218V217L220 218ZM233 216H235V215H233ZM243 216H244V215H243ZM252 216H253V215H252ZM254 216H256V215H254ZM259 216H260V215H259ZM261 216H262V215H261ZM146 217H147V216H146ZM203 217H204V216H203ZM207 217H208V216H207ZM221 217H222V216H221ZM229 217H230V216H229ZM236 217H237V214H236ZM236 217H235V218H236ZM244 217H245V216H244ZM98 218H99V217H98ZM98 218H97V219H98ZM101 218H102V217H101ZM209 218H210V217H209ZM209 218H208V219H209ZM212 218H213V217H212ZM238 218H239V217H238ZM241 218H242V217H241ZM258 218H259V217H258ZM214 219H215V218H214ZM244 219H245V218H244ZM246 219H249V218H247V216H246ZM252 219H253V217H252ZM217 220H218V219H217ZM237 220H238V219H237ZM240 220H241V219H240ZM257 220H258V219H257ZM255 221H256V220H255ZM209 222H211V219L209 220ZM240 222H241V221H240ZM249 222H250V221H249ZM259 222H260V221H259ZM212 223H213V222H212ZM237 223H238V221H237ZM242 223H243V222H242ZM245 223H246V222H244V224H245ZM250 223H251V222H250ZM261 223H262V222H261ZM263 223H264V222H263ZM228 224H229V223H228ZM234 224H235V223H234ZM253 224H255V223H253ZM256 224H257V223H256ZM213 225H214V224H213ZM232 225H233V224H232ZM246 225H248V224H246ZM249 225H250V224H249ZM260 225H261V224H260ZM58 226H59V225H58ZM133 226H134V225H133ZM256 226H258V225H256ZM143 227H144V226H143ZM160 227H161V226H160ZM186 227H187V226H186ZM248 227H249V226H248ZM87 228H88V227H87ZM98 228H99V227H98ZM197 228H198V227H197ZM204 228H206V227H204ZM228 228H229V227H228ZM252 228H253V227H252ZM261 228H262V227H260L259 229H261ZM241 229H242V228H241ZM245 229H246V228H245ZM247 229H249V228H247ZM259 229H258V231H259ZM100 230H101V229H100ZM212 230H213V229H212ZM237 230H238V229H237ZM88 231H90V230H88ZM187 231H188V230H187ZM243 231H244V230H243ZM251 231H252V230H251ZM253 231H255V230H253ZM188 232H189V231H188ZM211 232H212V231H211ZM209 233H210V232H209ZM236 233H237V232H236ZM244 233H245V232H244ZM250 233H251V232H250ZM252 233H253V232H252ZM252 233H251V234H252ZM254 233H255V232H254ZM261 233H262V231H261ZM192 234H193V233H192ZM210 234H211V233H210ZM213 234H215V233H213ZM216 234H217V233H216ZM228 234H229V233H228ZM237 234H238V233H237ZM262 234H263V233H262ZM150 236H151V235H150ZM207 236H208V235H207ZM239 236H240V235H239ZM196 237H197V236H196ZM214 237H215V236H214ZM231 237H232V236H231ZM242 237H243V236H242ZM142 238H143V237H142ZM190 238H191V237H190ZM238 238H239V237H238ZM238 238H237V240H238ZM258 238H259V237H258ZM196 239H197V238H196ZM196 239H194V240L196 241ZM206 239H207V237H206ZM242 239H243V238H242ZM246 239H247V238H246ZM63 240H64V239H63ZM140 240H141V239H140ZM250 240H251V239H250ZM145 241H146V240H145ZM239 241H240V240H239ZM239 241H238V242H239ZM244 241H245V240H244ZM248 241H249V240H248ZM254 241H255V239H254ZM256 241H257V240H256ZM175 242H176V241H175ZM211 242H212V240H211ZM224 242H225V241H224ZM246 242H247V240H246ZM246 242H245V243H246ZM82 243H83V242H82ZM192 243H193V242H192ZM240 243H241V242H240ZM240 243H239V244H240ZM242 243H243V242H242ZM258 243H259V242H258ZM261 243H262V242H261ZM178 244H179V243H178ZM194 244H195V242H194ZM253 244H254V243H253ZM185 245H186V244H185ZM189 245H190V244H189ZM196 245H197V244H196ZM225 245H226V244H225ZM242 245H243V244H242ZM245 245H246V244H245ZM63 246H64V245H63ZM132 246H133V245H132ZM246 246H247V245H246ZM253 246H254V245H253ZM262 246H263V245H262ZM218 248H219V247H218ZM239 248H240V247H239ZM255 248H256V247H255ZM258 248H259V247H258ZM145 249H146V247H145ZM217 250H218V249H217ZM235 250H236V249H235ZM254 250H255V249H254ZM259 250H260V248H259ZM261 250H262V248H261ZM68 251H69V250H68ZM245 251H247V250H245ZM245 251H244V252H245ZM249 251H250V250H249ZM256 251H257V250H256ZM252 252H254V251H252ZM258 252H259V251H258ZM260 252H263V251H260ZM189 253H190V252H189ZM222 253H223V252H222ZM254 253H255V252H254ZM256 253H257V252H256ZM263 253H264V252H263ZM227 254H228V253H227ZM236 254H237V253H236ZM246 254H247V252H246ZM260 254H261V253H259V255H260ZM232 255H233V254H232ZM230 256H231V255H230ZM242 256H243V255H242ZM246 256L248 257V255H246ZM263 256H264V255H263ZM70 257H71V256H70ZM222 257H223V255H222ZM227 257H228V256H227ZM251 257H252V256H251ZM242 258H244V257H242ZM255 258H256V257H255ZM255 258H254V259H255ZM258 258H259V257H258ZM260 258H261V257H260ZM117 259H118V258H117ZM119 259H120V258H119ZM138 259L140 260V258H138ZM229 259H231V258H229ZM232 259H233V258H232ZM245 259H246V258H245ZM33 260H34V259H33ZM121 260H122V259H121ZM200 260H201V259H200ZM246 260H247V259H246ZM248 260H249V259H248ZM137 261H138V260H137ZM182 261H183V260H182ZM242 261H243V260H242ZM112 262H113V261H112ZM206 262H207V260H206ZM254 262H255V261H254ZM254 262H252V263H254ZM259 262H260V261H259ZM243 263H244V261H243ZM113 264H114V263H113ZM244 264H245V263H244ZM246 264H248V263H246ZM256 264H257V263H256Z\"/></svg>","mask_w":264,"mask_h":264}]
</instances>
